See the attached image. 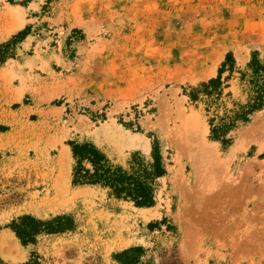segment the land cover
<instances>
[{"label": "rangeland", "instance_id": "rangeland-1", "mask_svg": "<svg viewBox=\"0 0 264 264\" xmlns=\"http://www.w3.org/2000/svg\"><path fill=\"white\" fill-rule=\"evenodd\" d=\"M6 45L4 264H264V109L223 145L186 96L229 54L240 70L254 53L264 60V0H0ZM239 77L226 83L229 110L246 103ZM71 142L126 170L157 142L166 175L154 206L74 186ZM24 216L74 228L24 246L10 229Z\"/></svg>", "mask_w": 264, "mask_h": 264}, {"label": "trees", "instance_id": "trees-1", "mask_svg": "<svg viewBox=\"0 0 264 264\" xmlns=\"http://www.w3.org/2000/svg\"><path fill=\"white\" fill-rule=\"evenodd\" d=\"M9 46L0 48V64L8 58ZM228 76L224 79V75ZM239 74V81L246 95L245 104H235L227 109L223 101L226 83ZM186 96L193 104L204 103L211 129V139L230 145L229 134L251 117L264 109V60L257 53L243 70L237 67L232 54L227 55L216 79L190 88ZM223 112V113H221ZM74 167L72 183L76 187H100L117 200L132 202L138 208H150L155 204L158 181L165 177L166 167L161 148L154 143L150 159L135 154L129 170L114 165L108 157L92 143L71 142ZM74 222L68 217H57L51 221L24 216L15 220L10 229L22 245H35L43 234L54 235L72 231ZM0 264H4L0 260ZM28 264H38L30 262Z\"/></svg>", "mask_w": 264, "mask_h": 264}, {"label": "bare ground", "instance_id": "bare-ground-1", "mask_svg": "<svg viewBox=\"0 0 264 264\" xmlns=\"http://www.w3.org/2000/svg\"><path fill=\"white\" fill-rule=\"evenodd\" d=\"M147 148H148V146H147ZM68 158V155L67 154H65V153H63L62 154V162H63V164L64 163H66L67 162V158ZM12 240L9 238V237H6V238H4L3 240H2V242H1V244H2V246L3 245H5V244H7V243H9V242H11ZM4 249V248H3Z\"/></svg>", "mask_w": 264, "mask_h": 264}]
</instances>
